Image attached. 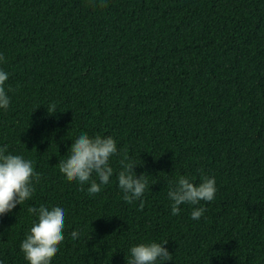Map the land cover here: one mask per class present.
I'll return each instance as SVG.
<instances>
[{"label": "trees", "instance_id": "trees-1", "mask_svg": "<svg viewBox=\"0 0 264 264\" xmlns=\"http://www.w3.org/2000/svg\"><path fill=\"white\" fill-rule=\"evenodd\" d=\"M0 264H264V0H0Z\"/></svg>", "mask_w": 264, "mask_h": 264}]
</instances>
